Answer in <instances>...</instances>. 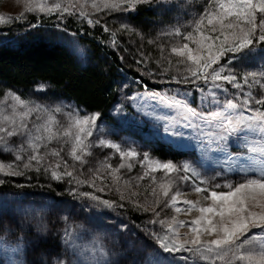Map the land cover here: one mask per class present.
<instances>
[{
    "label": "snow or ice",
    "instance_id": "snow-or-ice-1",
    "mask_svg": "<svg viewBox=\"0 0 264 264\" xmlns=\"http://www.w3.org/2000/svg\"><path fill=\"white\" fill-rule=\"evenodd\" d=\"M142 7L157 14L178 12L190 16L186 23H181L177 17L175 23L147 40L157 48L158 58L153 59L151 53L141 51L142 59L136 62L155 63L160 76L174 72L170 80L157 82L190 83L200 93V98L198 106L193 107L191 92L177 90L169 95L166 91L146 89L143 95L127 99L143 117L155 122L157 127L162 125L164 133L194 142L201 161L223 169L216 171V176L240 173L245 179L237 183H213L216 176L202 177L198 170L203 164L162 162L153 159L148 152L140 159V153L134 148H123L104 138L94 144L89 138L103 128L99 112L88 113L77 105L63 102L41 103L5 89L0 95V153L11 154L13 160L0 162V185L8 182L3 177L42 172L52 181L75 185L67 189L69 195L90 199L95 202V208H123L125 205L116 200L80 191L83 185L97 192L109 187L96 185L97 179L103 184L100 172L105 169L112 184L117 186L119 200L127 199L134 208L147 212L148 206L132 199L138 192L131 191L126 197L118 186L121 169L131 172L132 161H137L143 173L123 183L130 189L134 187L133 180L137 181L135 187H139V181L150 178L151 184L156 185L149 193L154 198L155 207L151 210L155 217H160L156 208L161 205L177 214L195 211L198 215L190 222L179 220L176 215L149 220V224L159 223L165 229L163 233L152 234L155 248L147 244L127 248L125 243L117 250L115 241L108 240L89 223L65 226L56 237L59 243L45 247L44 257L34 261L28 258L30 254L42 245H49L53 239L45 222L51 207L25 203L18 198L21 194H14L15 206H9L8 198L0 197V251L3 252L0 264H174L177 259L183 264H264V0H23V11L16 16L0 14V25L24 22L26 14L36 13V22L30 24L31 28L40 26V14L55 17L59 21L56 27L60 28L67 16H76L89 26L102 27L109 33L110 45L116 47L119 34L144 39L143 32L132 23ZM99 13L124 15L119 26L113 29L102 24L97 17ZM164 37L168 40L158 42ZM142 74L153 76L152 71ZM200 83L208 86L207 91ZM226 85L236 92L229 93ZM36 90L44 92L46 86L41 84ZM220 93L231 98L221 100ZM122 110L123 106L116 109ZM58 116H63L64 120ZM54 143L59 147H51ZM94 146L115 150L121 162L114 167L106 157L97 168L88 169L91 175L85 179L83 173L76 170V162L84 165L85 157L91 155ZM233 148L239 149L235 155ZM66 149L72 164L62 155ZM214 154H221L222 158H215ZM51 158H55L54 164ZM157 171L163 173L159 181L153 175ZM177 180L191 181L192 191L201 199L181 200L186 194ZM15 186L28 187L26 184ZM180 204L186 207L181 208ZM62 219L67 222L68 217ZM32 220L36 221L35 231ZM5 221L14 225L20 235H16L13 227L6 226ZM184 227L188 231L181 234L180 229ZM81 237L87 243L81 242ZM161 253L171 258L162 257ZM183 253L187 255L178 258L174 255Z\"/></svg>",
    "mask_w": 264,
    "mask_h": 264
},
{
    "label": "rangeland",
    "instance_id": "rangeland-1",
    "mask_svg": "<svg viewBox=\"0 0 264 264\" xmlns=\"http://www.w3.org/2000/svg\"><path fill=\"white\" fill-rule=\"evenodd\" d=\"M23 11V0H0V14L4 15H12L16 16ZM91 11V9H89ZM155 13V19L152 22L142 23L135 22L132 20L133 25L144 34V39H140L138 36L135 35H128V34H119L117 39L119 40V44L116 47H112L122 58V62L133 69H137L141 73L146 71H152L153 76H148L143 74L145 77L154 83L159 85L158 88L154 86L148 85L143 82L138 77H133L129 73H127L122 67H118L119 71L121 72L119 78L116 80L117 82V99L112 104L111 108L109 109V116L110 118H104L100 116L99 123L102 124L103 128L102 131L97 132L96 135L90 137L89 139L95 144L98 142L99 139H109L113 142L121 144L123 148H134L138 153H140V159L143 157L144 152H148L149 155L153 159H159L162 162H166L168 160H172L174 163L180 164L185 161L189 163H194V166L198 164H203V167H199L198 170L201 171L202 177L211 178L216 176V171H223V169L217 168V166L211 164V162L201 161L200 154L198 149L196 148L194 142L187 140L186 138H179V137H171L167 133H164L162 125L157 127L155 122L149 120L146 117H143L142 114L136 111V108L133 106L131 100H128L127 97L129 96H141L144 94L145 90H156L162 92H168L169 95L177 92L179 93L184 92H191L192 95L190 100L192 101V106L197 107L199 104L200 93L195 90V87L192 84H176V83H159L157 81L161 80H170L171 75L175 74L174 72L169 73L167 76H160L157 73L160 71L156 67L155 63L150 64H137V60L142 59L140 53L141 51L145 54L151 53L153 59L159 57V52L155 45H149L147 43L148 39L155 38L157 34L161 31L162 28L167 27L168 25L175 23L177 17H179L181 23H186L190 16H182L178 12H173L170 14H157ZM37 15L36 13H33ZM27 15V14H26ZM42 15V14H40ZM124 14L121 13H112L110 15H105L104 13L97 14L98 18H101V22L103 24H107L109 27L115 29L119 26V23L122 20V16ZM94 17V18H97ZM1 26V25H0ZM71 31L64 30L62 31L60 28H52V27H44L42 30L38 31L37 37H41L46 39L50 42H57L63 45L67 50L74 54L76 57L77 62L80 65H86L92 62L90 57V50L87 45L82 43L78 36ZM12 37H7V34L0 30V43L2 41L10 40ZM14 41L15 39H11ZM168 38L164 37L158 42H165ZM248 70V69H244ZM257 70V69H252ZM141 84V87L138 84ZM41 84H36L32 86L30 89H18L5 86L4 83L0 82V95L3 94L5 89H11L21 94L25 98H32L37 100L41 103L56 105L60 102H63L66 105H77L84 111L88 113L98 112V111H87L83 106H80L75 103V101L65 95L60 94L59 92L52 90L49 85L46 86V90L44 92L37 91V87ZM200 87L204 88L207 91V87L200 83ZM229 89V93L236 92L235 89H232L230 85H226ZM247 90V89H245ZM258 94V89L254 90ZM221 100L225 98H231L230 96L225 97L224 94L220 93ZM119 106H123L122 111H116ZM158 111H166L165 109H158ZM100 113V112H99ZM58 119L61 121L64 120L63 116H58ZM157 132L159 134H157ZM17 142L19 138H14ZM51 147H59L58 144H53ZM159 149V152H157ZM64 158L68 160L69 164L73 162L71 159L66 155ZM233 154L235 155L239 149L233 148ZM215 158H222L221 154H214ZM106 157L109 158L108 162L111 163L114 167L119 165L120 157L115 150L107 148V147H96L94 146L91 149V155L85 157L86 163L84 165H80L79 162H76V170L78 172H82V178H90V173L88 172L89 168L95 169L99 166V162L103 161ZM13 160V156L9 153H0V162H11ZM51 162L55 163V158H51ZM128 161L126 160L125 163ZM133 169L129 172L126 168L121 169V181L119 183V188L121 192H124L126 197L131 191L138 192L139 195L133 197L134 202H139L142 206H148L149 211L144 212L138 209L137 214V221L140 222L138 225L140 226L139 229L132 228L129 222L126 219L121 220L117 225H115V217L118 214H114L113 212L108 214H102L100 218L98 215L96 218L91 220V218L82 217L79 221L81 223H85L87 220L89 224L95 226L97 231L101 232L108 240L116 242V249L120 250L121 245L126 243L127 248L133 247H140L145 245L143 243L144 237L150 241L149 246L155 248L157 247L153 233H163L164 227H162L159 223L156 224H149L148 221L151 219H165L170 218L173 215L177 216L179 220L191 221L196 215L197 212L193 211L191 214H186L183 211L179 214L175 213L171 208H165L163 205L156 208L157 211H160L161 215L159 218L155 217L152 212V207L155 205L152 203L153 197L149 195L151 188L155 187L156 185H152L150 178L146 177L144 180L139 181V187H135L137 181H132L134 187L126 188L123 181L127 180L134 176H139L143 173L144 169L141 168V165L137 161H132ZM100 175L104 177L103 184L101 180H96L97 187H104L105 185L109 187H105V190L102 192L95 191L94 188H90L87 185H83L80 187V191H87L93 193L95 195L100 196L102 199H111L116 200L120 203H123L125 206L123 208L117 209H126L128 206H133L132 203H129L127 199L125 201L119 200V193L116 191V185L112 184V180L110 177L107 176V170L101 169ZM159 181V178L163 176L161 171H157L154 173ZM176 175V174H173ZM179 175H183L180 173ZM30 177V179H29ZM6 181V184H9L10 187L17 188L16 184H26L28 187L35 184L36 181L45 182V181H52L51 179L45 177V175L41 172L37 174L35 172H29L26 176L20 177H3ZM245 179V176L240 173H225L222 176H216V179L213 180V183H221L224 182H231L237 183L242 182ZM42 182V183H43ZM177 185L181 188V190L186 194L185 197H181V200L184 198L191 199V200H198L201 199L196 193L192 191L191 181L183 182V181H176ZM59 192L64 193L65 197L67 198L69 195L67 189L70 187H75V185H69L66 182L60 183L59 185ZM63 187V188H62ZM63 189V190H62ZM158 190V189H157ZM13 195L9 194L7 196V202L9 206H15L13 204ZM64 199L63 201L58 202L57 207L55 208L54 217L52 220V225H50V229L53 235L59 234L62 232L65 226H75L72 220H69V216L71 213H76L77 211H82L81 205L78 203H74L71 199ZM24 200L25 203L27 202H35L37 204L45 205V200L38 196V194H24L21 198ZM161 199H167L161 197ZM203 202V201H202ZM84 205L87 204L89 207H94L95 202L85 198ZM181 208L186 207L183 204L179 205ZM95 208V207H94ZM97 211H104L110 209H98L95 208ZM67 216V222L63 221V217ZM20 217H17L19 220ZM45 222H46V215H45ZM33 231H35V224L36 221H30ZM6 226L13 227V230L16 232V235H20V232L15 229L14 225H8L7 221H5ZM55 224V227H53ZM49 227V226H48ZM187 227L181 228V234L187 232ZM255 231V230H254ZM81 242L87 243L83 237H81ZM162 257H169L167 253H161ZM177 258L180 255H187L186 253L183 254H174ZM44 257V250L39 249L37 252L31 253L28 257L31 260H40ZM3 259V252L0 251V260ZM174 264H183L182 261L177 259Z\"/></svg>",
    "mask_w": 264,
    "mask_h": 264
},
{
    "label": "trees",
    "instance_id": "trees-1",
    "mask_svg": "<svg viewBox=\"0 0 264 264\" xmlns=\"http://www.w3.org/2000/svg\"><path fill=\"white\" fill-rule=\"evenodd\" d=\"M36 16L28 13L24 22L13 21L8 25H1L0 30L12 37L14 41L7 40L0 43V82L5 86L30 89L36 84L49 85L52 90L59 92L83 106L87 111H98L100 116L109 119V109L117 99V82L121 72L118 67H122L133 77L140 78L148 85L158 88L159 85L149 81L140 71L124 64L122 58L110 45L109 33L103 31L99 25L92 27L87 22H81L76 16H67L60 29L71 31L78 36V39L88 46L92 62L80 65L73 53L57 42H50L44 38L37 37L38 31L44 27L57 28L59 23L55 17H45L40 15L41 24L37 28H31L30 24L36 22ZM155 13L141 8L138 15L134 16V21L142 23L152 22ZM103 24V23H102ZM141 87V84H138ZM159 152V149L158 151ZM43 182V181H42ZM36 181L35 184L25 188L10 187L9 184L0 185V197H7L9 194H38L45 200L52 211L46 214V223L49 228L52 225L53 215L58 202L66 197L60 193L59 182L56 181ZM63 188V187H62ZM63 190V189H62ZM75 204L81 205L82 211L71 213L69 220L74 224L81 223L82 217L93 220L97 215L113 212L118 214L115 218V225L126 219L132 228L139 229L137 221L138 209L128 206L126 209L97 211L94 207H89L85 198L68 196ZM85 223H88L86 220ZM58 234L53 235L49 245L58 244L56 239ZM143 243L150 241L144 237Z\"/></svg>",
    "mask_w": 264,
    "mask_h": 264
}]
</instances>
